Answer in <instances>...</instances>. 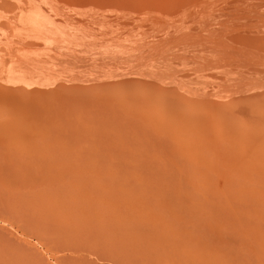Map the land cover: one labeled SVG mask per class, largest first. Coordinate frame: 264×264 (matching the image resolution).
Instances as JSON below:
<instances>
[{
	"label": "rangeland",
	"instance_id": "rangeland-1",
	"mask_svg": "<svg viewBox=\"0 0 264 264\" xmlns=\"http://www.w3.org/2000/svg\"><path fill=\"white\" fill-rule=\"evenodd\" d=\"M0 7V78L21 84L16 104L0 103V192L20 202L0 209V225L38 249L43 264H264V0ZM248 169L262 172L258 183ZM235 173L257 178L238 190ZM24 257L1 253L0 264H31Z\"/></svg>",
	"mask_w": 264,
	"mask_h": 264
},
{
	"label": "bare ground",
	"instance_id": "bare-ground-1",
	"mask_svg": "<svg viewBox=\"0 0 264 264\" xmlns=\"http://www.w3.org/2000/svg\"><path fill=\"white\" fill-rule=\"evenodd\" d=\"M3 1H4V0H3ZM10 3H11V2H10ZM30 3H31V2H30ZM32 3H33V2H32ZM11 4H12V3H11ZM16 4H17V3H16ZM1 5H2V4H1ZM6 6H7V4H6ZM12 6H13V5H12ZM0 8H1V7H0ZM3 10H4V9H3ZM11 11H12V10H11ZM7 12H9V11H7ZM17 12H18V11H17ZM22 12H23V11H22ZM1 13H3V12H1ZM9 13H10V12H9ZM11 13H12V12H11ZM14 14H15V13H14ZM20 14H21V13H20ZM16 15H17V14H16ZM2 16H3V14L1 15V17H2ZM22 16H23V15H22ZM7 18H8V17H7ZM13 18H14V17H13ZM13 18H12V19H13ZM15 18H16V17H15ZM15 18H14V19H15ZM4 19H5V18H4ZM4 19H3V20H4ZM14 19H13V20H14ZM13 20H12V21H13ZM2 22H3V21H2ZM9 22H10V21H9ZM11 23H12V22H11ZM13 23H14V22H13ZM18 23H19V22H18ZM8 24H9V23H8ZM19 24H20V23H19ZM2 25H3V24H2ZM14 25H15V24H14ZM35 25H36V24H35ZM8 26H9V25H8ZM33 26H34V25H33ZM11 27H12V26H11ZM29 27H30V26H29ZM31 27H32V26H31ZM5 28H6V27H5ZM13 28H14V27H12V29H13ZM26 28H27V27H26ZM9 29H10V28H9ZM14 29H16V28H14ZM1 30H2V29H1ZM1 30H0V31H1ZM21 30H22V29H21ZM3 31H5V30H3ZM3 31H2V33H3ZM23 31H24V29H23ZM29 31H30V28H29ZM31 31H32V30H31ZM34 31H35V30H34ZM36 31H37V30H36ZM36 31H35V32H36ZM17 32H18V31H17ZM5 33H6V32H5ZM14 33H15V32H14ZM26 33H27V32H26ZM29 33H30V32H29ZM29 33H28V34H29ZM6 34H7V33H6ZM6 34H5V35H6ZM20 34H21V33H20ZM28 34H27V36H29ZM13 35H14V34H13ZM21 35H23V33H22ZM24 35H26V34H24ZM35 35H36V33H34V32L31 33L30 36L28 37V39H30V40H32V41H34V40L36 41V37H35ZM19 36H20V35H19ZM36 36H38V35H36ZM11 37H12V36H11ZM13 37H14V36H13ZM21 37H22V36H21ZM24 37H25V36H24ZM24 37H23V38H24ZM0 38H1V36H0ZM4 38H5V37H4ZM4 38H2V39H4ZM9 38H10V37H9ZM9 38H8V41H10ZM34 38H35V39H34ZM2 39H1V41H2ZM11 39H12V38H11ZM26 39H27V37H26ZM26 39H24L23 41H25ZM1 41H0V43H1ZM12 42H13V41H12ZM12 42H11V43H12ZM16 42H17V44H18V43H21V40H20V41H15V43H16ZM28 42H29V41H27V43H28ZM2 43H3V42H2ZM5 43H6V41H5ZM7 43H8V42H7ZM7 43H6V44H7ZM27 43H26V44H27ZM10 45H11V44H10ZM7 46H8V45H7ZM7 46H4V45H3V47H7ZM16 46H17V45H16ZM21 47H22V46H21ZM15 48H16V47H15ZM3 49H4V48H3ZM21 49H22V48H21ZM5 50H6V49H5ZM10 50H11V49H10ZM25 50H26V49H25ZM7 51H8V50H7ZM4 53H5V51H4ZM9 53H10V52H9ZM18 54H19V53H18ZM30 54H31V53H30ZM0 55H1V54H0ZM25 56H26V55H25ZM28 56H29V55H28ZM8 57H9V55H8ZM0 58L2 59V57H0ZM3 58H4V57H3ZM23 58H24V56H23ZM30 58H31V57H30ZM37 58H38V57H37ZM1 59H0V63H1ZM31 59H33V58H31ZM31 59H29L30 61H29V60L26 61V63H25L26 65H25V66H26L27 68H29V69H31V70L34 71V70L37 69V60H34V59L31 60ZM21 60H22V59H21ZM23 60H24V59H23ZM2 62H3V61H2ZM38 62H39V61H38ZM3 63H4V62H3ZM4 64H5V63H4ZM0 65H1V64H0ZM2 66H3V65H2ZM2 66H1V67H2ZM1 67H0V68H1ZM3 67H4V66H3ZM11 67H13V66H11ZM15 67H16V66H15ZM20 67H22V66H20ZM20 67H19V65H18V67H16V69H18V68H20ZM8 68H9V67H8ZM11 69H13V68H11ZM23 69H24V67H23ZM23 69L20 68V70H22V71H23ZM8 70H9V69H8ZM20 70H19V71H20ZM10 71H12V70H10ZM13 71H14V70H13ZM15 71H17V70H15ZM19 71H18V73H19ZM22 71L20 72V74L22 73ZM26 71H28V70H26ZM2 73H3V72H2ZM5 73H7V72H5ZM26 73H27V72H26ZM29 73H30V72H29ZM31 73H32V72H31ZM14 74H15V76H16V73H14ZM27 74H28V73H27ZM256 74H257V73H256ZM7 75H9V74H7ZM12 75H13V74H11V78H12ZM21 75H22V74H21ZM25 75H26V74H25ZM25 75H24V76H25ZM24 76H21V77H24ZM223 76H224V75H223ZM26 77H27V76H26ZM2 78H3V77H2ZM2 78H0V103L3 102L4 104H5V103L7 104L8 102H12L13 104H16L17 101H18V99L20 100L19 95H18L17 93H18V91H19L20 88H21V86H20L21 84L18 85V81H17L18 79H15L17 82L14 81V80H13V81H14V82H13L11 79H10V80H7V79L4 80V79H2ZM224 78H225V76H224ZM22 79L25 80L24 78H22ZM227 79H228V78H227ZM34 81H35V80H34ZM38 81H39V80H38ZM5 82H7V84H8V85H11V86L6 85ZM206 82H207V81H206ZM211 82H212V81H211ZM212 83H213V82H212ZM214 83H215V82H214ZM22 84H23V83H22ZM28 85H29V84H28ZM33 85H34V84H33ZM26 86H27V84H26ZM34 86H35V85H34ZM30 88H31V87H30ZM36 88H37V87H36ZM212 90H213V89H212ZM35 91H36V89H35ZM35 93H36V92H35ZM254 93H255V92H254ZM258 93H259V92H258ZM211 94H212V93H211ZM16 95H17V96H16ZM22 95H23V94H22ZM31 96H32V95H31ZM31 96H30V97H31ZM32 97H33V96H32ZM36 98H37V97H36ZM103 98H104V97H103ZM142 98H143V97H142ZM142 98H141V99H142ZM201 98H202V97H201ZM77 99H79V98H77ZM98 99H99V98H98ZM16 100H17V101H16ZM23 100H24V99H23ZM23 100H21V101H23ZM34 100H35V98H29V99H27V100H24V104H30V103H33ZM102 100L104 101V99H102ZM145 100H146V99H145ZM145 100H144V101H145ZM81 102H82V101H81ZM94 102H96V101H94ZM139 102H140V101H139ZM82 103H83V102H82ZM101 103H102V102H101ZM9 104H10V103H9ZM9 104H8V105H9ZM19 104H20V103H19ZM98 105H99V104H98ZM99 106H101V105H99ZM245 107H246V106H245ZM248 108H249V107H248ZM248 108H247V109H248ZM113 109H114V108H113ZM241 110H242V109H241ZM110 111H111V113H112V110H110ZM119 111H121V110H119ZM239 111H240V109H239ZM237 112H238V111H237ZM242 112H243V111H242ZM242 112H241V113H242ZM244 112H246V111H244ZM238 113L240 114V112H238ZM191 114H192V113H191ZM196 114H197V113H196ZM196 114H195V115H196ZM111 115H113V113H112ZM115 115H116V114H115ZM118 115L120 116L121 114H118ZM197 115H198V114H197ZM123 116H124V114H123ZM184 116H185L188 120H191V121H193V122H195V123H198V124H199L200 126H202V127H203L204 125H207V124L209 123L208 120H202L203 118L200 119V118H198V116H197V117H196V116L194 117V116L190 115L189 113H188V114L185 113ZM114 117H116V116H114ZM117 117H118V116H117ZM120 118H121V117H120ZM120 118H118V119H120ZM128 118H129V117H128ZM139 118H141V117H139ZM142 118H143V120H144V119H146L147 117H144V116H143ZM72 120H73V119H72ZM72 120H71V121H72ZM74 120H75V119H74ZM113 120H114V119H113ZM122 120H123V119H122ZM122 120H121V121H122ZM127 120H128V119H127ZM139 120H142V119H139ZM66 121H67V120H66ZM83 121H84V120H83ZM83 121H82V122H83ZM115 121H116V119H115ZM117 121H118V120H117ZM119 121H120V120H119ZM259 121H260V120H259ZM0 122H1V121H0ZM10 122H11V121H10ZM82 122H81V123H82ZM125 122H126V121H125ZM117 123H118V122H117ZM119 123L121 124V122H119ZM119 123H118V124H119ZM126 123H127V122H126ZM126 123H125V124H126ZM261 123H262V122H261ZM4 124H5V123H4ZM63 124H64V123H63ZM77 124H78V123H77ZM133 125H134V124H133ZM145 125H146V124H145ZM3 126H4V125H3ZM5 126H6V125H5ZM70 126H71V125H70ZM78 126H79V128H81V129L78 130V131L84 133V132H83V131H84V127H80L81 125H78ZM82 126H84V124H82ZM123 126H124V125H123ZM146 126H147V125H146ZM63 127H65V126H63ZM120 127H122V126H120ZM127 127H128V126H127ZM147 127H148V126H147ZM68 128H69V127H68ZM71 128H72V126H71ZM79 128H78V129H79ZM3 129H4V128H3ZM9 129H10V127H9ZM65 129H67V128H65ZM82 129H83V131H81ZM133 129H134V128H133ZM140 129H141V128H140ZM246 129H249V128H246ZM53 130H54V129H53ZM136 130H137V129H136ZM244 130H245V128H244ZM244 130H241V131H240V130H234V131H235L236 134L241 135V136H242V135L244 136V132H242V131H244ZM249 130H250V131H249ZM249 130H247V131H249L250 133H252V132L254 131V130L251 131V129H249ZM6 131H7V127H6ZM58 131H59V130H58ZM73 131H74V130H73ZM146 131H147V130H146ZM257 131H258V130H257ZM66 132H67V131H66ZM66 132H65V133H66ZM71 132H72V130H71ZM74 132H75V131H74ZM80 132H79V133H80ZM139 132H140V131H139ZM230 132H231V131H230ZM262 132H263V131H262ZM3 133H4V132H3ZM56 133H57V132H56ZM68 133H69V132H68ZM143 133H144V132H143ZM258 133H259L260 135H259ZM258 133H257V134H258V138H259V139H262L263 136H262V137H259V136L264 135V133L262 134V133H260V131H258ZM1 134H2V133H1ZM59 134H60V133H59ZM73 134H74V133H73ZM80 134H81V133H80ZM80 134H79V136H84L83 134H81V135H80ZM132 134H133V133H132ZM144 134H145V133H144ZM189 134H190V133H189ZM233 134H234V133H233ZM246 134H247L248 136L250 135L249 137H251V135H253L252 137L257 138V136H256V135H257V134H256V131H255L254 133H252V134H248V132H246V133H245V136H246ZM70 135H71V134L69 133V137H70ZM145 135H146V134H145ZM163 135H164V134H163ZM254 135H255L256 137H255ZM65 136H67V135H65ZM136 137H137V136H136ZM141 137H142V136H141ZM159 137H160V136H159ZM249 137H248V138H249ZM148 138H149V137H148ZM82 139H83V138H82ZM82 139H81V140H82ZM150 139H151V138H150ZM155 139H156V138H155ZM250 139H251V138H250ZM83 140H84V139H83ZM162 140H163V139H162ZM164 141H165V140H164ZM255 141L257 142L258 140L255 139ZM255 141H254V142H255ZM262 141H264V140H262ZM262 141H261V142H262ZM81 142H82V141H81ZM258 142H260V141H258ZM258 142H257V143H258ZM164 143H165V142H164ZM166 143H167V142H166ZM166 143H165V144H166ZM207 143H208V142H207ZM210 143H211V142H210ZM227 143H228L227 146H229V145H230V142H227ZM234 143H235V142H234ZM217 144L219 145V143H217ZM222 144H223V143H222ZM261 144H263V143H260V145H261ZM167 145H168V143H167ZM211 145H212V144H211ZM232 145H233V144H232ZM235 145H236V144H235ZM235 145H234V146H235ZM77 146H78V145H77ZM168 146H169V145H168ZM230 146H231V145H230ZM239 146H240V144H239ZM253 146H255V145H253ZM55 147H56V146H55ZM123 147H124V146H123ZM232 147H233V146H232ZM232 147H231V148H232ZM235 147H237V145H236ZM240 147L242 148V145H241ZM240 147H239V148H240ZM255 147H256V146H255ZM255 147L251 148V149L253 150V152H251V153H253V154L255 153L254 151H255V149L257 148V147L255 148ZM260 147H261V146H260ZM83 148H85V147H83ZM212 148H213V147H212ZM226 148H227V147H226ZM239 148H236V149H235V148H232V149L237 150V149H239ZM241 148H240V149H241ZM258 148H259V145H258ZM145 149H146V148H145ZM228 149H229V148H228ZM232 149H230V150L232 151ZM246 149H247V148H246ZM249 149H250V148H249ZM50 150H51V149H50ZM138 150H139V148H138ZM256 150H257V149H256ZM261 150H263L262 147H261ZM88 151H89V150H88ZM90 151H91V150H90ZM117 151H118V150H117ZM121 151H122V150H121ZM125 151H126V150H125ZM241 151L244 152L243 148H242ZM247 151H248V150H247ZM250 151H251V150H250ZM257 151H258V150H257ZM67 152H68V151H67ZM182 152H183V151H182ZM245 152H246V150H245ZM258 152L261 153V152H260V149H259ZM72 153H73V152H72ZM77 153H78V152H77ZM207 153H208V152H207ZM212 153H213V152H212ZM212 153H210V154H212ZM251 153H250V154H251ZM259 153H258V154H259ZM102 154H103V152H102ZM121 154H122V153H121ZM126 154H127V153H126ZM228 154H229V153H228ZM253 154H252V155H253ZM256 154H257V153H256ZM256 154H254V156H256ZM258 154H257V155H258ZM262 154H264V150L262 151ZM64 155H65V154H64ZM69 155H70V154H69ZM82 155H83V154H82ZM95 155H96V154H95ZM118 155H119V153H118ZM134 155H135V154H134ZM142 155H143V154H142ZM142 155H141V156H142ZM165 155H166V154H165ZM206 155H207V154H206ZM83 156H84V155H83ZM83 156H82V157H83ZM97 156H98V155H97ZM125 156H126V155H125ZM132 156H133V155H132ZM139 156H140V155H139ZM209 156H210V155H209ZM258 156H260V154H259ZM258 156H257V157H258ZM84 157H85V156H84ZM84 157H83V158H84ZM101 157H102V156H101ZM129 157H130V156H129ZM136 157H137V156H136ZM260 157H263V155H261ZM50 158H51V157H50ZM50 158H49V159H50ZM59 158H60V157H59ZM91 158H92V157H91ZM103 158H104V157H103ZM183 158H184V157H183ZM57 159H58V158H57ZM65 159H66V157H65ZM73 159H74V158H73ZM75 159H76V158H75ZM80 159H82V158L80 157ZM86 159H87V158H86ZM132 159H133V158H132ZM142 159L145 160L144 158H142ZM163 159H165V158H163ZM175 159H176V157H175ZM181 159H182V158H181ZM212 159H213V158H212ZM44 160H45V159H44ZM44 160H43V161H44ZM82 160H83V159H82ZM119 160H120V159H119ZM129 160H130V159H129ZM178 160H179V159H178ZM182 160H183V159H182ZM213 160H214V159H213ZM55 161H56V160H55ZM57 161H58V160H57ZM95 161H96V160H95ZM151 161H152V160H151ZM151 161H150V163H151ZM180 161H181V160H180ZM68 163H69V161H68ZM73 163H75V161H73ZM78 163H80V161H76V164H78ZM81 163H82V161H81ZM124 163H125V161H124ZM131 163H132V161H131ZM158 163H159V161H158ZM176 163H177V161H176ZM211 163H212V161H211ZM41 164H42V163H40V165H41ZM45 164H46V163H45ZM160 164H161V163H160ZM165 164H166V163H165ZM186 164H187V163H186ZM191 164H192V163H191ZM213 164H214V163H213ZM43 165H44V164H43ZM78 165H79V164H78ZM81 165H82V164H81ZM92 165H93V164H92ZM96 165H97V164H96ZM100 165H101V163H100ZM104 165H105V164H104ZM152 165H153V164H152ZM155 165H156V163H155ZM157 165H158V164H157ZM75 166H76V165H75ZM89 166H90V165H89ZM98 166H99V165H98ZM101 166H103V165H101ZM185 166H188V165H185ZM193 166H194V165H193ZM198 166H199V165H198ZM203 166H204V165H203ZM47 167H48V166H47ZM76 167H77V166H76ZM82 167H83V166H82ZM106 167H107V166H106ZM146 167H147V166H146ZM152 167H153V166H152ZM194 167H195V166H194ZM78 168H79V167H78ZM83 168H84V167H83ZM94 168H95V167H94ZM123 168H124V167H123ZM127 168H128V167H127ZM135 168H136V167H135ZM147 168H148V167H147ZM149 168H150V167H149ZM149 168H148V169H149ZM172 168H174V166H173ZM185 168H187V167H185ZM195 168H197V166H196ZM204 168H205V167H204ZM204 168H203V169H204ZM214 168H215V167H214ZM73 169H76V168H73ZM92 169H93V168H92ZM170 169H171V168H170ZM192 169H193V168H192ZM200 169H202V168H200ZM35 170H36V169H35ZM83 170H84V169H83ZM133 170H134V169H133ZM151 170H152V169H151ZM181 170H182V169H181ZM186 170H187V169H186ZM196 170H197V169H196ZM196 170H195V171H196ZM205 170H206V169H205ZM253 170H254V169H253ZM253 170L250 171V169H248V170H245V171L249 172V174H250V176H251V175H253V174H251V172L254 173V171H255V174H257V173H256V170H254V171H253ZM179 171H180V170H179ZM183 171H184V170H183ZM189 171H191V170H189ZM201 171H202V170H201ZM245 171H243V172H245ZM49 172H50V171H49ZM135 172H137V171H135ZM139 172H140V171H139ZM169 172H170V171H169ZM172 172H173V171H172ZM192 172H193V171H192ZM197 172H198V171H197ZM207 172H208V170H207ZM243 172H242V173H243ZM175 173H176V172H175ZM258 173H259V172H258ZM260 173H261V174H260ZM260 173L257 174V175H258V178H257V175L254 174L255 177L258 179V180H257V183H258V181H260V180H259L260 176L264 174V173L262 174V172H260ZM138 174H139V173H138ZM155 174H157V173H155ZM169 174H170V173H169ZM179 174H180V173H179ZM187 174H188V173H187ZM189 174H190V173H189ZM198 174H199V173H198ZM201 174H202V173H201ZM244 174H245V173H244ZM244 174H243V175H244ZM246 174H247V173H246ZM246 174H245V175H246ZM249 174H247L246 176H248ZM75 175H76V174H75ZM77 175H78V174H77ZM77 175H76V176H77ZM130 175H131V174H130ZM164 175H165V174H164ZM194 175H195V174H194ZM237 175H239V174H237ZM240 175H242V174H240ZM243 175L241 176V178H242V180H245V177H246V176L243 177ZM259 175H260V176H259ZM98 176H99V175H98ZM123 176H124V175H123ZM182 176H183V175H182ZM188 176L191 177V175H188ZM215 176H216V175H215ZM234 176H235L236 179H234V177L231 176V177H229L230 180L228 179L227 181H228V182L231 181V178H232V181L236 180L237 183H240V184L237 186V187H238V188H237L238 190H241L240 188H243V189H244V187H242V186H243V184H245V183H242V185H241L242 180L239 178L240 176H237L239 179L236 177V173L234 174ZM250 176H249V178H252V176H251V177H250ZM90 177H91V176H90ZM103 177H104V176H103ZM165 177H166V176H165ZM190 177H189V178H190ZM211 177H212V176H211ZM255 177H253V180H255V179H254ZM42 178H43V177H42ZM122 178H123V177H122ZM143 178H144V177H143ZM185 178H186V177H185ZM194 178H195V177H194ZM212 178H213V177H212ZM243 178H244V179H243ZM247 178H248V177H247ZM247 178H246V179H247ZM70 179H71V178H70ZM76 179H77V178H76ZM105 179H106V178H105ZM169 179H170V178H169ZM178 179H179V178H178ZM233 179H234V180H233ZM262 179H263V178H262ZM82 180H83V179H82ZM238 180H239V181L241 180V181L239 182ZM249 180H250V179H247V180H245V181H246V182H247V181L249 182ZM253 180H250V181L252 182ZM93 181H94V180H93ZM123 181H125V180H123ZM153 181H154V180H153ZM153 181H152V182H153ZM156 181H157V180H156ZM158 181H159V180H158ZM161 181H162V180H161ZM185 181H186V180H185ZM227 181H226L225 183H228ZM232 181L229 182V183H230V184L233 183ZM255 181H256V180H255ZM78 182H79V181H78ZM84 182H85V181H84ZM133 182H134V181H133ZM165 182H166V181H165ZM197 182H198V181H197ZM248 182H247V184H248ZM260 182H264V181L261 180ZM126 183H127V182H126ZM153 183H154V182H153ZM158 183H159V182H158ZM158 183H157V184H158ZM167 183H168V182H167ZM170 183H171V182H170ZM172 183H173V182H172ZM234 183H235V182H234ZM237 183H236V185H237ZM254 183H256V182H254ZM257 183H256V184H257ZM162 184H163V181H162ZM168 184H169V183H168ZM230 184H228V185H230ZM261 184H262V183H261ZM61 185H62V184H61ZM61 185H60V186H61ZM137 185H138V184H137ZM228 185H227V186H228ZM233 185H234V184H233ZM233 185H230L231 187H229V186H228V187L231 188V189L233 190V188H232ZM240 185H241V186H240ZM249 185H250V184H249ZM249 185H248V186H249ZM253 185H254V184H253ZM257 185H258V184H257ZM124 186H125V185H124ZM185 186H186V185H185ZM239 186H240V188H239ZM248 186H247V187H248ZM77 187H78V186H77ZM142 187H143V186H142ZM142 187H141V188H142ZM186 187H187V186H186ZM212 187H213V186H212ZM233 187H235V185H234ZM249 187H250V186H249ZM262 187H263V185H262ZM147 188H148V187H147ZM67 189H68V188H67ZM82 189H83V188H82ZM144 189H145V188H144ZM156 189H157V188H156ZM171 189H172V188H171ZM225 189H226V188H225ZM30 190H31V189H30ZM38 190H39V189H38ZM262 190H263V189H262ZM32 191H33V190H32ZM115 191H116V190H115ZM178 191H179V190H178ZM191 191H192V190H191ZM236 191H237V190H236ZM66 192H67V191H66ZM109 192H110V191H109ZM109 192H108V193H109ZM118 192H119V191H118ZM194 192H195V191H194ZM27 193H29V192H27ZM70 193H71V192H70ZM237 193H238V192H237ZM17 194H18V193H17ZM35 194H36V193H34L33 195H35ZM115 194H116V193H115ZM144 194H145V193H144ZM181 194H182V193H181ZM15 195H16V194H13V193H12L11 195H7V194H5V193H1V192H0V209H7V207H8V208H12V210L15 209V208L18 209V207H15L14 204L18 205L17 203H20V202L16 201V200L19 199V198H17V197L15 198ZM22 195H24V194H22ZM61 195H62V194H61ZM127 195H128V194H127ZM241 195H242V194H241ZM16 196H18V195H16ZM20 196H21V194H20ZM27 196H28V195H27ZM90 196H91V195H90ZM129 196H130V195H129ZM249 196H250V195H249ZM31 197H32V196H31ZM49 197H50V196H49ZM117 197H118V196H117ZM192 197H193V196H192ZM238 197L240 198V200H237V201H238V202L240 201L239 203L241 204V202L244 201L245 199L242 200L243 198H241L240 195L237 196L236 199H239ZM245 197H246V196H245ZM252 197H253V196H251V198H252ZM25 198H26V197H24L23 199H25ZM180 198H181V197H180ZM193 198H194V197H193ZM221 198H222V197H221ZM34 199H35V198H34ZM58 199H59V198H58ZM66 199H67V198H66ZM217 199H219V198H217ZM68 200H69V199H68ZM115 200H117V199H115ZM158 200H159V198H158ZM203 200H204V198H203ZM203 200H202V201H203ZM224 200H225V199H224ZM14 201H15V202H14ZM150 201H151V200H150ZM173 201H174V200H173ZM200 201H201V200H200ZM202 201H201V202H202ZM215 201H216V200H215ZM237 201H236V202H237ZM246 201H248V200H246ZM22 202H23V200H22ZM71 202H72V201H71ZM193 202H195V201H193ZM211 202H212V201H211ZM66 203H68V202H66ZM124 203H125V202H124ZM136 203H137V202H136ZM190 203H191V202H190ZM216 203H217V202H216ZM243 203H246V202H243ZM243 203H242V204H243ZM251 203H252V202H251ZM109 204H110V203H109ZM170 204H171V203H170ZM177 204H178V203H177ZM204 204H205V203H204ZM226 204H227V203H226ZM240 204H239V205H240ZM247 204H248V203H247ZM256 204H258V203H256ZM22 205H23V207H26V206H24V204H22ZM35 205H36V204H35ZM173 205H174V204H173ZM193 205H194V203H193ZM200 205H201V203H200ZM213 205H214V204H213ZM235 205H236V204H235ZM235 205H234V206H235ZM254 205H255V204H254ZM31 206H32V205H31ZM205 206H206V205H205ZM210 206H211V205H210ZM234 206H233V207H234ZM242 206H244V204H243ZM260 206H261V205H260ZM20 207H21V206H20ZM73 207H74V205L72 206V208H73ZM155 207H156V206H155ZM171 207H172V206H171ZM191 207H192V206H191ZM195 207H196V206H195ZM221 207H222V206H221ZM225 207H226V206H225ZM261 207H262V206H261ZM26 208H28V206H27ZM79 208H80V207H79ZM186 208H187V207H186ZM201 208H203V207H201ZM228 208H229V207H228ZM24 209H25V208H24ZM160 209H161V208H160ZM192 209H193V208H192ZM205 209H206V208H205ZM209 209H210V208H209ZM223 209H224V208H223ZM225 209H226V208H225ZM249 209H251V208H249ZM72 210H73V209H72ZM90 210H91V209H90ZM100 210H101V209H100ZM117 210H118V209H117ZM185 210H186V209H185ZM188 210H189V209H188ZM221 210H222V209H221ZM10 211H11V209H10ZM15 211H18V210H15ZM23 211H24V210H23ZM30 211H32V210H30ZM33 211H34V210H33ZM35 211H36V210H35ZM74 211H76V209H74ZM78 211H80V210H78ZM83 211H84V210H83ZM87 211H88V210H87ZM92 211H93V210H92ZM193 211H194V210H193ZM208 211H210V210H208ZM229 211H230V210H229ZM229 211H228V212H229ZM249 211H250V210H249ZM42 212H43V211H42ZM46 212H47V211H46ZM46 212H45V213H46ZM68 212H70V211H68ZM120 212H121V211H120ZM184 212H185V211H184ZM197 212H198V211H197ZM230 212H231V211H230ZM236 212H237V211H236ZM15 213H17V212H15ZM27 213H28V212H27ZM30 213H32V212H30ZM94 213H95V212H94ZM134 213H135V212H134ZM178 213H179V212H178ZM198 213H199V212H198ZM215 213H216V212H215ZM251 213H252V212H251ZM18 214H20V213L18 212ZM42 214H43V213H42ZM87 214H88V213H87ZM96 214H97V213H96ZM132 214H133V213H132ZM187 214H189V213H187ZM235 214H236V213H235ZM237 214H238V213H237ZM247 214H248V213H247ZM254 214H256V210L254 211ZM257 214H258V213H257ZM24 215H25V214H24ZM33 215H34V216H33ZM37 215H38V214H37ZM45 215H47V214H44V216H45ZM74 215H75V214H74ZM76 215H78V214H76ZM197 215H198V214H197ZM214 215H215V214H214ZM222 215H223V214H222ZM228 215H229V214H228ZM232 215H233V214H232ZM32 216H33V217H32ZM32 216H31L32 218H35V213H34V214L32 213ZM41 216H42V215H41ZM71 216H73V214H72ZM83 216H84V215H83ZM98 216H99V215H98ZM104 216H105V215H104ZM112 216H114V215H112ZM122 216H123V215H122ZM185 216H186V215H185ZM192 216H193V215H192ZM200 216H201V215H200ZM200 216H199V217H200ZM220 216H221V215H220ZM24 217H25V216H24ZM39 217H40V215L38 216V218H39ZM45 217H46V216H45ZM45 217H42V218H40V219L37 218V220H39V221H40V220L42 221V219L45 220ZM167 217H168V216H167ZM224 217H226V216H224ZM240 217H242V216H240ZM51 218H52V217H51ZM70 218H71V217H70ZM75 218H77V217H75ZM147 218H148V217H147ZM147 218H146V219H147ZM231 218H232V217H231ZM243 218H245V217H243ZM248 218H249V217H248ZM26 219H27V218H26ZM48 219H49V217H48ZM78 219H79V218H78ZM192 219H193V218H192ZM212 219H213V218H212ZM229 219H230V218H229ZM240 219H242V218H240ZM30 220H31V219H30ZM30 220H29V221H30ZM32 220H33V219H32ZM37 220H36V221H37ZM195 220H196V219H195ZM200 220H202V218L199 219V221H200ZM256 220H257V219H256ZM24 221H25V220H24ZM27 221H28V220H27ZM34 221H35V220H34ZM49 221H50V220H49ZM49 221H48V222H49ZM208 221H209V220H208ZM208 221H207V223H208ZM48 222H47V223H48ZM50 222H51V221H50ZM141 222H142V221H141ZM202 222H203V220H202ZM239 222H240V221H239ZM247 222H248V221H247ZM26 223H27V222H26ZM26 223H25V224H26ZM38 223H39V222H38ZM43 223H44V222H43ZM43 223H42V224H43ZM51 223H52V222H51ZM132 223H133V222H132ZM233 223H234V222H233ZM27 224H28V223H27ZM44 224H45V223H44ZM48 224H50V223H48ZM65 224H66V222H65ZM70 224H71V226H70L71 228H72L73 226H75V225H73V224H75L74 222H72V223L69 222V225H70ZM80 224H81V223H80ZM199 224H200V223H199ZM260 224H262V223H260ZM38 225H39V224H38ZM38 225H36V226H38ZM51 225H52V224H51ZM69 225H68V226H69ZM72 225H73V226H72ZM82 225H83V224H82ZM82 225H79V227H80V226L83 227ZM202 225H203V224H202ZM262 225H264V224H262ZM31 226H32V225H31ZM40 226H42V225L40 224ZM66 226H67V225H66ZM68 226H67V227H68ZM143 226H144V224H143ZM246 226H248V225H246ZM27 227H28V226H27ZM67 227H66V230H67ZM79 227H78V228H79ZM258 227H259V226H258ZM33 228H35V226H34ZM239 228H240V227H239ZM239 228H238V229H239ZM245 228H246V227H245ZM248 228H249V227H248ZM29 229H30V228H29ZM31 229H32V228H31ZM35 229H37V228H35ZM38 229H39V228H38ZM52 229H54V228H52ZM68 229H69V227H68ZM74 229L76 230L77 228L74 227ZM74 229H72L73 232L75 231ZM83 229H84V227H83ZM83 229L80 230V228H79L80 231H83V232H84ZM85 229H86V228H85ZM240 229H241V228H240ZM46 230H49V228H48V229L46 228ZM66 230H65V232H67ZM70 230H71V229H70ZM70 230H68V231L70 232ZM203 230H204V229H203ZM241 230H242V229H241ZM44 231H45V230H44ZM76 231L78 232V230H76ZM134 231H135V230H134ZM238 231H239V230H238ZM45 232H46V231H45ZM63 232H64V230H63ZM73 232H72V233H73ZM77 232H74V233H77ZM83 232H81V234H83ZM233 232H234V231H233ZM237 233H238V232H237ZM253 233H254V232H253ZM67 234H68V233H67ZM69 234H70V233H69ZM81 234H80V235H81ZM64 235L66 236V234H64ZM76 236H77V235H76ZM78 236H79V235H78ZM65 239H66V237H65ZM29 242H30V241H29ZM21 243H23V244H21ZM25 244H27V243H25ZM25 244H24V242L21 241V238L17 235V233H16L15 231H13V229H9V228H7L6 225H4V224H3V225H0V254H1V253H9V254H10L11 256H13V257H14V255H16V257H18V254H21V256H23V255L26 256V257H24V259H26V260H25L26 262H29L28 260L30 259V262L32 261L31 264H33V263H34V264H43L42 261L45 262V260H42V257H43V256H42V257L39 256L40 254H38V252H37L38 249L36 250L35 247H33V245H32V246L30 245V243L28 244V246H22V245H25ZM39 253H41V252H39ZM22 254H23V255H22ZM19 257H20V256H19ZM21 258H22V257H21ZM28 258H29V259H28ZM27 259H28V260H27ZM41 260H42V261H41ZM25 261H24V262H25ZM44 264H45V263H44ZM48 264H49V263H48Z\"/></svg>",
	"mask_w": 264,
	"mask_h": 264
}]
</instances>
